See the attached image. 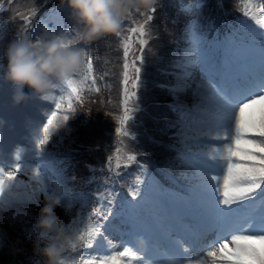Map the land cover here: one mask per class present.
I'll use <instances>...</instances> for the list:
<instances>
[{"label":"snow or ice","instance_id":"6c2138e0","mask_svg":"<svg viewBox=\"0 0 264 264\" xmlns=\"http://www.w3.org/2000/svg\"><path fill=\"white\" fill-rule=\"evenodd\" d=\"M157 2L155 0L154 5ZM8 3L11 4L12 0H8ZM150 11L155 12V8L152 7ZM35 14L33 11L32 15ZM245 15H248L247 11ZM23 20L27 23L29 17H23ZM152 20L153 15H147L143 23L132 27L130 35L121 40L124 57L121 114L115 117V150L107 157L105 165L110 172L117 175L121 166L127 168L137 161L136 155L128 151L125 140H136V133L130 130L129 125L134 122V115L140 110L138 90L143 83L142 53L148 43L144 39L147 36L145 29ZM135 33H139L141 54H136L137 49L132 46L131 34ZM117 37H121V32ZM261 45L260 51L264 54V40ZM191 63L190 59L185 58L183 63L177 64L183 70L178 79H187L190 76L187 69ZM82 65L83 70L76 74L81 79L78 80L75 76L67 85L42 98L51 101V105L44 109L41 119L33 122L22 134V138L27 140L25 148L22 149L19 144H15L11 150L5 148L4 142L9 133L15 132V125L0 110V122L9 125L7 128H0V206L13 200L35 202L39 192L47 196L51 191L47 182L49 177L46 175L49 170L62 188L60 206H65L63 202L69 195L67 178L63 170L55 166L56 162L52 160L48 146L55 143L54 134L63 138L60 129L71 130L68 127L69 121L84 102V80L92 77L90 58L87 63L82 60ZM95 84V79H92L90 90L99 91ZM182 90L183 87L179 84L171 89L174 93ZM0 92H7L5 86L0 85ZM193 94L197 98L193 111L198 114V122L207 128V132L202 134L218 142L208 153V159L202 163V170L198 175L199 183L196 185L197 196L218 230L215 239L208 245L209 250L203 253L202 258H196L191 255L196 251L195 242L185 247L177 240L163 253L151 256L147 238L130 235L127 240L121 241L129 246L118 253L100 258V264H184V260L193 259H196V264H264V71L259 75L250 74L243 79H233L218 85L201 79ZM257 108L260 113L259 120L254 115ZM173 110L180 111L182 119L188 115L183 106H175ZM8 111L11 112L12 109ZM180 135L186 136V133L182 130ZM6 168L15 171H6ZM89 168L96 171L92 166ZM140 169L141 173L134 181L135 187L128 193L132 201H136L137 197L141 201L145 198L140 185L144 183L141 176L147 169L143 165H140ZM209 170L215 174L209 176ZM27 171L31 172L39 187L23 196H13L12 189L16 186L17 174ZM94 195L97 205L92 207L86 219L77 221V225L82 223L83 227L75 226L71 229L77 241L71 247L73 252L78 247L93 248L100 237L107 239L104 233L112 226L110 217L116 215L112 207L116 201L115 194L107 191ZM138 206L139 203L133 204L131 201L123 205L125 209H136ZM257 244L260 248H257ZM110 247L115 249L117 245L110 244ZM139 252L145 253L148 258L141 257ZM61 264H66L64 259ZM72 264L78 262L74 260ZM84 264H92V261L85 260Z\"/></svg>","mask_w":264,"mask_h":264},{"label":"trees","instance_id":"16d2710c","mask_svg":"<svg viewBox=\"0 0 264 264\" xmlns=\"http://www.w3.org/2000/svg\"><path fill=\"white\" fill-rule=\"evenodd\" d=\"M183 1L158 0L159 6L155 12L146 13L144 16H139V12H133L131 16H128V20L136 21L138 27L147 15H153V20L146 25L145 29L147 36L144 39H147L148 43L142 53L143 83L138 90L139 108L142 110L141 108L148 107V116L143 124H137V118L132 123L136 140L132 142L129 149L136 156L143 152H153L158 158L167 159L169 169L177 174L182 171L178 160L184 137L179 134L169 140L164 137V130L178 123L177 115L165 105H156L155 101L164 102L169 99L165 90L157 87L156 83L166 82V72L172 69L176 62L175 55L181 51L177 43L183 34L187 35L188 25L183 18V13H187L186 11L179 13L182 11ZM240 2L241 0H202L201 20L211 19L216 25L224 26L225 22H232L234 16L240 13ZM0 5L3 6L0 8V26L3 27V31L0 29V69H2L3 50L7 44L21 35L34 41L39 40L41 36L34 32L36 25L45 14L54 11L60 4L59 0H12L11 4L8 0H0ZM33 11L36 13L35 16L32 15ZM23 17H29V21L25 23ZM123 25L124 21L121 37ZM121 37H102L90 45H84L86 46L85 56H89L92 64V79H95V88L99 91L90 90L92 89L90 83L84 80V102L69 121L68 127L71 130L60 129L63 140L54 134L55 143L48 146L51 158L56 162L55 166L62 169L67 178L69 191L86 197L84 207L86 217L90 215L92 207L98 203L95 193L104 192L105 187H111V192L119 197L121 191L126 188L125 182L135 179L132 164L127 168L121 166L119 169L121 174L118 175L107 171L105 167L107 157L112 150L111 142L115 139L117 127L115 117L121 114V81L124 62ZM97 44L99 48L103 46L105 60L95 57L97 49L88 55L90 52L88 48H93V45L96 47ZM115 56H120L117 67H113ZM35 101L36 98H33L31 102L21 107L24 110L32 109L33 112ZM89 166L96 171H91ZM13 207V213L0 211V222L8 224L15 233V236H9L6 241L7 247L15 252L13 256L17 262L27 263L26 258L31 257L33 262L38 261L41 264L43 258L36 250L37 246L43 247L40 244L42 238L36 227L39 218L37 212L34 209L19 207L17 204ZM85 216L82 218L86 219Z\"/></svg>","mask_w":264,"mask_h":264},{"label":"rangeland","instance_id":"374dc122","mask_svg":"<svg viewBox=\"0 0 264 264\" xmlns=\"http://www.w3.org/2000/svg\"><path fill=\"white\" fill-rule=\"evenodd\" d=\"M158 6V2L153 5L155 9ZM262 10H264V0H245L240 14L233 18V22H231V24L227 22L225 23L224 26L229 29L228 32H223V34L218 37V27L215 26V29L213 30L211 28H214V24L208 23V26L203 25L200 28L199 26H196V28L188 34V37H191V39L189 40L186 38L184 47L180 42L177 43L181 51L175 55L176 64L174 69L170 71L169 76L165 78L166 82H164V85L167 84L165 88L167 92H169V103L167 106L170 107L171 112H174L177 115L176 118L178 123H175L173 126H168L164 130V137L169 140L177 134H180L183 130L186 133V136L183 137H185V143H187L184 146L188 152L187 156H189L190 153L193 155V160L197 162L203 163L206 161L208 159V153L218 142L211 139L209 136L202 134L207 132V128L198 122V114L193 111V106L197 103V98L193 94L196 85L201 82V79L207 81L208 83L218 85L224 82L228 83L233 79H243L250 74L259 75L261 71H264V54L260 51L262 47L261 41L264 40V11ZM245 11L248 12V15H245ZM141 13L144 15L146 13L151 14V11L149 10L146 12L145 10H142L138 13V15L142 16ZM258 21L260 23H258ZM133 23H135V25L137 24L136 21H133ZM131 28L132 27H127V29H124V33L120 38V41L130 35ZM73 29L74 25L69 18L67 9L59 6L56 7L54 11L48 12V14L44 16L35 28L34 32L41 36L46 32L49 37L63 34L64 38L70 40L76 35V31L75 34L71 35ZM131 35L132 46L135 48L134 34ZM230 35L233 38L232 41H230ZM97 47L98 44L96 47L93 45V48H88V50H90L88 55L97 49L95 57L105 60V51L103 46H100V48ZM80 48H82L85 57L86 46L81 45ZM84 57L83 60L87 63L88 60ZM185 58L192 61L191 65H189L187 69L190 76L187 79H178L179 76H182L183 70L177 67V64L183 63ZM113 61V67H117L120 61V56H115V58L113 57ZM81 70H83V65ZM75 78L78 80L81 79L80 76H76ZM86 80L87 82H91L90 88H92V78ZM178 84L183 87V90L175 93L171 91V89L176 87ZM158 86L163 87L162 84ZM6 96L7 93L0 92V110L3 111L5 118L11 120L15 125V132H12L11 135L7 137L9 143L5 146V148L7 150H11L15 144H19V146L23 149L27 145V140L22 138V134L29 129V126L33 122H38L41 119L44 109L50 107L51 101L40 100L39 102L41 104H37L36 107L37 112L34 115L29 114L24 117L19 107L11 112L4 108ZM175 106H183L184 111L187 112L188 115L182 119L181 112L173 110V107ZM147 108H141L142 110L135 113L134 121L135 118H137V124H143L146 120L148 116ZM145 112L147 114H145ZM254 115L255 118L259 120L260 113L258 108L254 112ZM132 123L129 125L131 131L134 130ZM59 139L63 140V138L61 139L60 137ZM132 142L133 141H128L127 139L125 140L129 152V147H131ZM111 145L112 150L110 155H112L115 150V139L111 142ZM194 147H196V149ZM198 156L203 158H198ZM136 157L139 159L135 163H132V165H137L136 163L145 160L142 153ZM187 164L188 160L186 156H184V166L182 170V175L184 176H181L182 179L180 180L187 182L184 184L187 188V193H191L194 199L198 200L199 198L197 193H193L192 191L196 190V185L199 183L197 181H199L198 175L200 171L197 169L195 164H190L189 166L191 168L186 167ZM5 170L15 171V169L10 168H6ZM46 175L49 177L47 182L48 186L51 188L52 183L54 181L56 182V178L50 170L47 171ZM134 175L137 177L140 173ZM141 179H143V181L147 180L144 183L146 186L142 188L147 189L146 194L142 193L145 197L144 200L141 201L140 197H137L136 201H131V196L127 199L133 204L139 203V206L136 208L137 211H142L145 214H151L154 216L151 213L147 202L150 200L151 203H153L154 200L159 201L160 193L162 194V191H159L160 193L157 196L159 199L152 195V192L156 191L159 184L152 180L150 175L148 176V172H146L145 175H142ZM134 181L135 179L132 183L129 182V184H126L130 186L129 192L135 187ZM38 187L39 185L32 178L30 171L18 173L17 183L12 189V194L13 196H16L17 194L23 196L25 193L35 191ZM107 191H111V187H105L104 192L106 193ZM163 196L169 198L168 196L170 195L166 194ZM45 197L46 196L43 192H39L35 197V202L16 200H13L11 203L6 202L3 206H0V211L3 213H12L14 211L13 205L17 204L19 207H23L25 209L28 205H30L40 213V209L45 203ZM82 197L83 196H73L69 194L63 202L65 206L61 207L59 205L55 208V215L60 218L69 234H73L71 230L73 227H83L82 223L77 225V221L81 219L79 216L85 207V200ZM198 201L200 202V200ZM154 203L155 205L157 204L156 201ZM198 206L206 210L201 202ZM131 211L132 209H128L126 213L125 211H120V213H116L114 217H110L112 226L104 233V236L107 237V239H104V237L98 238L97 243L91 249L78 247L76 252H73L71 248H68L63 253L62 259L65 260L66 264H72V261L74 260L77 261L78 264H84L85 260L92 261V264H100V258L118 253L119 251H122L124 247L129 246L127 244H122L121 241L127 240L130 235H135L137 238H140L143 232L156 235L158 234L157 229L145 231L147 228L142 225L141 220L136 218L134 213ZM169 212L172 217L180 223V219L177 217L176 213L172 211ZM110 244L117 245V247L112 249ZM256 246L257 248H260L259 244ZM208 250L209 249L205 250L203 253ZM203 253L196 258H202ZM150 255L152 256L153 253L150 252ZM10 256L11 254L9 253L8 248H6L3 244L0 234V264H10L7 261ZM141 257L148 258L145 253L143 254V252ZM193 262H196V259H193L192 261H184V264H194Z\"/></svg>","mask_w":264,"mask_h":264},{"label":"clouds","instance_id":"9594fccd","mask_svg":"<svg viewBox=\"0 0 264 264\" xmlns=\"http://www.w3.org/2000/svg\"><path fill=\"white\" fill-rule=\"evenodd\" d=\"M154 3L155 0H59L73 22L75 37H49L45 32L36 41L23 35L11 40L3 50L0 70V85L7 90L4 108L14 110L33 98L43 100L67 85L82 67L84 52L78 45L117 36L130 13L150 10ZM7 127L6 122H0V128ZM61 192V186L54 181L37 220L44 246L36 250L43 258L42 264H61L63 253L77 242L55 215Z\"/></svg>","mask_w":264,"mask_h":264},{"label":"bare ground","instance_id":"6f19581e","mask_svg":"<svg viewBox=\"0 0 264 264\" xmlns=\"http://www.w3.org/2000/svg\"><path fill=\"white\" fill-rule=\"evenodd\" d=\"M194 264H196V262H193Z\"/></svg>","mask_w":264,"mask_h":264}]
</instances>
